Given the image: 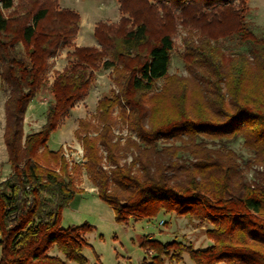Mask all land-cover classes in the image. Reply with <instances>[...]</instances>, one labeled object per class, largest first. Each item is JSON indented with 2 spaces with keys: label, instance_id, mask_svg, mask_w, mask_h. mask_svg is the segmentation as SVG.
Returning <instances> with one entry per match:
<instances>
[{
  "label": "trees",
  "instance_id": "trees-1",
  "mask_svg": "<svg viewBox=\"0 0 264 264\" xmlns=\"http://www.w3.org/2000/svg\"><path fill=\"white\" fill-rule=\"evenodd\" d=\"M173 8L182 25L199 32L195 39L183 38L182 58L192 79L167 73ZM120 9L131 18L95 25L99 47L73 45L67 65L50 84L44 123L24 134L26 106L43 85L49 56L77 32L79 14L59 8L56 0H0V77L9 90L3 139L10 167L0 180V264L86 261L81 249L89 245L85 235L94 226L86 221L61 226L64 208L81 191L75 186L81 166H69L61 148L51 149L47 141L62 114L86 94L98 66L111 69L119 93L98 99V124L80 119L75 135L82 167L114 220L126 224L173 212L211 225L204 231L210 243L203 248L141 235L139 246L153 254L140 264H165L163 256L177 264L183 253L195 264H264V184L237 182L229 156L208 153L193 141L242 136L264 158V34L250 28L245 0H120ZM225 38L237 49L223 50L217 42ZM116 107L138 139H126L130 146L154 145L168 136L190 142L196 160L183 181L172 180L161 165L134 167L136 157L119 162L121 146L112 132Z\"/></svg>",
  "mask_w": 264,
  "mask_h": 264
},
{
  "label": "rangeland",
  "instance_id": "rangeland-1",
  "mask_svg": "<svg viewBox=\"0 0 264 264\" xmlns=\"http://www.w3.org/2000/svg\"><path fill=\"white\" fill-rule=\"evenodd\" d=\"M18 2L24 0H14ZM59 8H68L79 14L78 30L69 42H61L52 52L47 61V66L43 75V85L37 94L28 102L23 117L24 134L39 129L44 123L45 110L52 100L50 84L56 72L61 71L68 63V52L76 46H96L99 47L93 29L97 23L116 25L121 18L130 19L128 12L120 9V0H56ZM155 6L159 3L151 1ZM235 4L238 0H233ZM247 6L246 20L250 28L258 35L264 34V0H245ZM200 10L204 9L199 6ZM175 14L173 48L170 54L168 75L175 74L179 77L192 79V68H188L182 58L184 52L183 38L189 36L196 38L199 34L196 26H184L178 16V9H172ZM159 15L160 11L158 10ZM8 11H5L7 14ZM83 18V25L80 29V18ZM151 21V18L149 22ZM92 28V29H91ZM190 29L191 34H188ZM150 30L156 31L154 26ZM217 44L223 50L230 52L237 49L235 42L230 38L219 39ZM104 57H108L104 55ZM1 72V68H0ZM95 76L85 95L76 100L66 112L60 117L56 129L61 134L60 138L51 135L47 144L51 149L61 148V154L69 166L79 164L80 173L75 180V186L81 191L76 193L74 200L64 208L62 212L61 226L66 227L74 224L78 225L88 222L94 228L85 235L88 246H83L81 253L85 256L84 264H140L145 256H150L153 251H145L139 246L138 239L141 235H148L160 241L180 240L190 244L193 248H203L210 243L204 231L210 227L207 221H200L197 218L178 216L173 212H160L154 218L129 219L126 224L118 223L114 220L112 209L97 196V188L90 181L82 163L84 161L83 149L80 141L75 135L80 119L90 120L98 124L96 104L97 100L118 94V86L113 82L111 69H102L100 66L94 70ZM162 79L157 81L160 86ZM9 95L6 86L0 77V180L5 179L10 173L7 162V151L3 139L5 125V101ZM119 107L113 111L114 124L112 132L113 140L119 138V162L129 163L133 157L137 158L134 167L143 163L146 168L153 170L159 165L166 168L167 174L172 180L183 181L187 177L186 169L189 168L196 157L191 152L190 143L185 142V137L177 139L171 136L159 137L155 144L146 145L137 141L139 147L130 146L126 139L138 140L135 133L126 127V122H122L118 116ZM128 130V131H127ZM58 132V134H59ZM193 141L201 143L209 151L208 153H219L229 156L235 167L234 179L241 184H264V158L260 152L248 147L244 143L242 136L236 138L213 139L209 137H198ZM63 145L72 155L66 157L63 154ZM171 147L170 149H167ZM180 147L175 154L172 150ZM103 150V149H102ZM105 153L104 151H102ZM230 153V154H229ZM104 166L108 168L109 163L103 159ZM106 163V164H105ZM163 220L160 224L159 221ZM52 253H57L55 250ZM165 264L173 263L168 257L163 256ZM76 264V263H73ZM177 264H195L187 253L182 254V259ZM223 264V263H218Z\"/></svg>",
  "mask_w": 264,
  "mask_h": 264
},
{
  "label": "crops",
  "instance_id": "crops-1",
  "mask_svg": "<svg viewBox=\"0 0 264 264\" xmlns=\"http://www.w3.org/2000/svg\"><path fill=\"white\" fill-rule=\"evenodd\" d=\"M83 25V18H82V15H81V18H80V29H81V26ZM92 29V28H91ZM35 130H37V129H35ZM58 129H56L55 131H53L52 133H51V135H55V137L56 138H60L61 137V134H60V132H59V134H58ZM50 135V136H51ZM48 145V144H47ZM49 147V146H48ZM50 148H52V147H50ZM54 148H56V147H54ZM53 148V149H54ZM114 216V215H113ZM206 245H208V243L206 244Z\"/></svg>",
  "mask_w": 264,
  "mask_h": 264
},
{
  "label": "built area",
  "instance_id": "built-area-1",
  "mask_svg": "<svg viewBox=\"0 0 264 264\" xmlns=\"http://www.w3.org/2000/svg\"><path fill=\"white\" fill-rule=\"evenodd\" d=\"M72 151H69L68 150V148L65 146V145H63V154L66 156V157H69V155H72ZM159 223L160 224H162L163 223V220L161 219L160 221H159Z\"/></svg>",
  "mask_w": 264,
  "mask_h": 264
}]
</instances>
